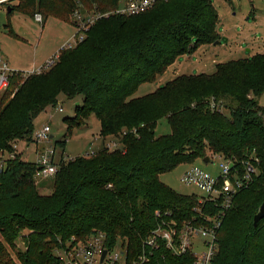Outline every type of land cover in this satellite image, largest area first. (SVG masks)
<instances>
[{
    "label": "trees",
    "instance_id": "1",
    "mask_svg": "<svg viewBox=\"0 0 264 264\" xmlns=\"http://www.w3.org/2000/svg\"><path fill=\"white\" fill-rule=\"evenodd\" d=\"M121 6L122 0H19L9 7L74 26L76 11L110 15L83 42L61 51L51 69L26 78L16 73L1 94L0 151L15 155L0 170V264H59L58 251L97 232L136 258L164 222L179 226L199 214L225 213L224 196L200 204V196L179 194L160 178L184 163H216L214 156L232 163L234 184L246 176L247 162L256 172L234 193L213 264H264V218L255 225L264 203V107L256 101L264 93V54L219 64L213 74L178 76L136 97L179 58L220 41L219 14L214 0H161L133 16L117 14ZM61 94L83 97L75 116L65 119L70 129L94 115L103 142L113 138L119 147L104 144L94 154L62 159L47 186L38 181L39 165L24 161L14 145L34 142L35 118L56 107ZM162 119L172 132L157 136ZM66 142H59L64 150ZM153 260L190 264L192 254L163 249Z\"/></svg>",
    "mask_w": 264,
    "mask_h": 264
},
{
    "label": "rangeland",
    "instance_id": "2",
    "mask_svg": "<svg viewBox=\"0 0 264 264\" xmlns=\"http://www.w3.org/2000/svg\"><path fill=\"white\" fill-rule=\"evenodd\" d=\"M18 3L19 0H15L9 5L0 6V54L12 71L28 73L41 68L68 43H75L80 34L71 22L58 16L45 17L42 14V21H38L32 11L16 9L11 12L9 7ZM214 5L219 14L216 32L220 35V43L202 46L194 54L179 58L157 80L141 85L135 94L136 97L153 93L178 76L213 74L219 64L264 54V0H214ZM1 97L0 94V99ZM256 101L264 107V93L258 96ZM82 103V96L69 99L61 94L56 107L50 106L42 111L34 120L35 132L48 125L51 128L49 138L41 142H20V151L17 149V152H20L22 159L38 164L42 154H48V151L55 148V162L60 163L62 159H75L97 152L104 144L111 147L114 143L117 144L113 138L103 142L99 135L100 123L94 115H91L83 126L69 128L65 119L73 118L76 107ZM60 108L63 112L59 111ZM171 132L167 119H162L156 128V135L163 136ZM63 140H67L65 150L59 145ZM117 146L119 147L118 144ZM219 164V161L205 163L203 160L191 164L184 163L176 170L162 174L160 178L179 194L203 196L204 193L200 189L185 185L181 178L192 166L200 167L217 177L221 172ZM38 181L50 186L53 178H38ZM49 190L50 187L43 192L49 193ZM122 246L120 243L117 249L120 250ZM18 247L24 249V244L19 241Z\"/></svg>",
    "mask_w": 264,
    "mask_h": 264
},
{
    "label": "built area",
    "instance_id": "3",
    "mask_svg": "<svg viewBox=\"0 0 264 264\" xmlns=\"http://www.w3.org/2000/svg\"><path fill=\"white\" fill-rule=\"evenodd\" d=\"M11 0H0V5L10 2ZM161 0H124L121 8L116 10L120 15H139L151 9L157 2ZM110 13H93L85 16L80 11H76L73 16L75 27L78 29L79 38L75 43H68L63 50L74 48L83 42L87 31L101 18L108 17ZM38 21H42L40 14L36 15ZM61 53V52H60ZM60 53L55 57L47 60V62L38 70L21 73L10 69L8 63L0 54V94L4 93L10 84V78L21 73L25 78L32 74H40L51 69L58 62ZM63 112V109H59ZM51 132L50 126H44L40 131L34 133V140L41 142L49 138ZM109 148L117 147L108 146ZM18 149V145H14V150ZM55 148L48 151V154H42L38 161L39 172L38 178L48 179L55 176L58 171L55 162ZM92 152L90 154H94ZM15 153H6L0 151V170H2L9 158H14ZM89 155V154H87ZM71 160V159H68ZM213 160L219 161L220 175L217 177L209 174L204 169L192 166L187 170L181 178L182 183L187 186H195L200 189L204 195L199 197L200 204L215 203L219 198L223 197L222 207L226 211L232 205V200L236 189L240 188L244 183L251 181L252 173L256 172V168L252 163L246 164V176L237 180L235 184L229 179V173L232 163L224 161L222 157L214 156ZM221 181L223 184L221 185ZM201 213V209H197ZM223 212L219 215L206 217L197 216L198 220H192L186 224L179 225L175 221L164 222L162 227L156 229L143 242V249L136 258H131L126 245L119 250L118 247H112L107 244V236L102 232H97L86 241H78L73 239L66 248L57 252L59 264H153L155 253L161 250L171 252L174 255L192 254L190 264H213L219 248V232L222 227ZM204 218V222H203ZM106 254L104 255V252Z\"/></svg>",
    "mask_w": 264,
    "mask_h": 264
},
{
    "label": "water",
    "instance_id": "4",
    "mask_svg": "<svg viewBox=\"0 0 264 264\" xmlns=\"http://www.w3.org/2000/svg\"><path fill=\"white\" fill-rule=\"evenodd\" d=\"M10 9V8H9ZM220 42L217 41L216 44H219ZM205 163H208L209 162V158H206ZM264 218V203L262 204L261 208H260V211L259 213L256 215L255 217V225ZM106 254V251L104 252V255Z\"/></svg>",
    "mask_w": 264,
    "mask_h": 264
},
{
    "label": "crops",
    "instance_id": "5",
    "mask_svg": "<svg viewBox=\"0 0 264 264\" xmlns=\"http://www.w3.org/2000/svg\"><path fill=\"white\" fill-rule=\"evenodd\" d=\"M44 61H45V60H44ZM44 61H43V62H44ZM43 62H42L41 64H38V67H40V66L43 64ZM17 145H18V150H19V143H18ZM19 151H20V150H19ZM19 151H18V153H20Z\"/></svg>",
    "mask_w": 264,
    "mask_h": 264
}]
</instances>
